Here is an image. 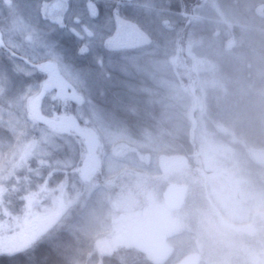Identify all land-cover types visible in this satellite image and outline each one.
<instances>
[{
  "label": "rangeland",
  "instance_id": "374dc122",
  "mask_svg": "<svg viewBox=\"0 0 264 264\" xmlns=\"http://www.w3.org/2000/svg\"><path fill=\"white\" fill-rule=\"evenodd\" d=\"M123 1L136 3L102 15L99 0H0V254L31 257L49 245L72 264H264V201L252 196L264 187V109L260 100L239 109L231 103L261 79L264 35L253 30L264 28L257 14L264 8L253 10L250 0L194 6L180 44L183 89L164 69L182 37L178 6L175 16L163 0ZM142 39L152 44L146 54L114 50ZM233 46L231 56L255 54L247 58L255 75L237 88L224 53ZM5 47L34 63H57L83 102L62 76L48 81V71ZM47 83V102L31 110L30 97ZM247 108L244 119L230 118ZM200 143L230 161L239 190L217 206L211 228L210 210L193 195L202 167L193 144ZM48 167L54 172L45 183ZM180 190L181 201L169 206L167 194ZM74 209L81 214L73 222Z\"/></svg>",
  "mask_w": 264,
  "mask_h": 264
},
{
  "label": "trees",
  "instance_id": "16d2710c",
  "mask_svg": "<svg viewBox=\"0 0 264 264\" xmlns=\"http://www.w3.org/2000/svg\"><path fill=\"white\" fill-rule=\"evenodd\" d=\"M250 1H251V3H250L251 7L253 8V10H256L255 8L258 6L264 8V0H250ZM100 2L104 3L105 5L104 4L100 5L101 4ZM167 2H168V0H163V5L165 6V8H164V6L161 8L165 9V11H167L171 15L178 16V15H176V9L172 8L174 5L178 6L180 18L178 20L176 18V20H177L176 25L179 26V30H177V31L180 32L182 37H180L178 41L176 40V42H174V44L176 45L175 47H177L176 53H174L173 58H171V59L166 58L168 63L166 62V66H164V69H166L169 72V75H171V77L178 78L181 80V85H182L183 89H188L187 83H186V85H184L185 83H183L184 79H183V75L181 72L182 68L179 67V62H180V60H182L181 59V53H180V50L182 47L180 44L184 40V34L188 29L189 21L194 18V14H192L193 7L200 4L201 0H171V2L170 1H169V3H167ZM232 2L236 3L235 0ZM135 3H136V1H130L129 3H127V1H123V0H121V1L120 0H118V1L117 0H107V1L99 0V3L97 4V8L99 10V13H101L102 15L103 14L108 15L109 13H115L116 10L118 12L119 6H122V5L125 7L127 5L133 6ZM160 3H161V1H160ZM252 3H255L254 6L252 5ZM257 14H260L261 17H264V12H258ZM255 15H256V12H254V17H255ZM256 17H259V16L257 15ZM120 25L121 24L119 23V26ZM253 31L258 33L259 35H264V28L263 27L261 28V26L255 30H253ZM115 35H118V33L116 32ZM140 37H145V36H143L141 34ZM111 39L113 40L114 38L111 37ZM180 40H181V42H180ZM112 43H114V41H112ZM178 43H179V45H178ZM116 44H117L116 45L117 48L114 50H117L119 53H121V52L128 53L129 49L133 48V50H135V52H138V53H136V55H139V52L141 54L142 53L146 54L147 51H144L143 49H145L147 47H152V44L149 43L148 40H144V39H142L139 43H133L132 41H130V42L126 41V42H120V43H116ZM5 48L9 54L14 55L15 57L19 58L20 61H23L24 63H26L30 67H32V68L37 67V68L44 70L46 72L48 71L49 75L47 77L49 79H51L48 81H53V79L55 80L56 77L62 76L64 83L67 85V87L64 85V87H66V90L70 89V94H72V96L76 99V101H78L79 103L83 102L82 95H78L79 93H78V90H77L76 86L74 85V83H72L71 81H69L65 77H63L62 73H60V71H59L57 63H55L54 61H51L50 59L46 60V61H39V62L34 63V62L29 61L26 58L21 57L20 55L16 54L15 52L14 53L11 52V50H9L7 47H5ZM235 48L236 47H234V46L231 49L227 48L226 52L224 51V53H226V55H229L228 50L234 52ZM120 49H122L124 51L120 52ZM129 53H131V52H129ZM249 53L250 54L252 53V54L250 55ZM233 55H235V54H233ZM245 55H246V57H245ZM253 55H255L254 50H250V49H249V51H243L242 54L238 53L235 56L229 55V56H231L230 57L231 59L228 58L227 63H228V66L229 65L233 66V70H232L231 75L233 76L232 85L235 86V88H237L236 85H237V82L239 80L247 79V81H249L250 77H253L252 75H255V73L252 72V69H253L252 66L253 65H251L247 60L248 57H252ZM126 59L127 58L125 57V60ZM225 61L226 60H224V62ZM49 64L51 65V67L47 68V66ZM258 75L261 76V79L259 81V84L256 83V85H255L256 88L254 90L251 89L249 91H244L242 95H246V98L243 97V100L240 99L241 101H237L234 98H232L231 103L233 102V104L239 105L240 103H244L247 101L248 102L247 105H249V102H257L258 100H260V101H262L261 105L258 106V104H257L256 106L264 109V95L261 97H260V95H258V92L261 90V87L264 86V70L262 69V67H261V71ZM239 87H241V85ZM235 90H237V89H235ZM231 93H230L231 96L234 93L233 97H237V94H235V92H231ZM192 94H191V96L195 99V95L194 94L192 95ZM30 98L32 100L29 104V107L31 108V110H33L34 105L37 104L40 106V105H42V103L44 104L47 102L46 98H43L42 96H35V94L32 95ZM241 105H245V104H240L238 106V109ZM254 110H257V109H254ZM258 110H259V108H258ZM247 111H250V109L249 108H247V110L242 109L241 113H240V111H234L232 113V115H230V118L235 119V121H236V118H237V120L244 119V117L242 116V113L245 116V112H247ZM33 114H32V116H34ZM262 118L264 119V116ZM262 118H260V119H262ZM248 119H249V121L251 120V118H248ZM263 119H262V122H259L262 124V126L264 125ZM250 122H254V120H252ZM65 135L67 137L71 138V135H69L67 133H65ZM72 138H74V137H72ZM53 169L54 168L48 167L47 170L44 171V174L41 175V180L43 179V181H45V183H46L47 179L50 180L52 177V172H54ZM41 173H43V172H41ZM19 190H20V192H18V193L20 194V197H21V195L22 196L25 195L26 192L23 190V186H20ZM21 199H22V197H21ZM21 203H22V201H21ZM24 203L25 202H24V197H23V203H22L23 206L26 205V203L25 204ZM5 208L7 210L9 209L8 210L9 212L12 210L11 206L9 207L6 205ZM74 211H75V209H74ZM80 214L81 213L76 209L75 214L71 217V220L73 222L75 220L78 221ZM64 217L66 218V214ZM57 224H58V222H57ZM247 225H249L251 228L253 227V225H250V224H247ZM249 226H247V227H249ZM243 239H244L243 240L244 245L248 248V250L252 253V255H254L258 251L256 249L257 247L252 245V242H250L248 240L247 236L246 237L243 236ZM52 248L53 247L49 246V245L48 246L47 245H40L39 247L37 246V247L33 248V251H31V253H32L31 257L28 256V254H27L28 252L25 253L24 251L23 252H13L12 254L1 253L0 254V264H72V262L70 260L65 258L60 253H58L56 250L54 251ZM37 256H38L39 260L37 259ZM34 258H36V259H34ZM164 260H165V258L162 259L161 262H158L156 264H168L169 263L168 260L167 261H164Z\"/></svg>",
  "mask_w": 264,
  "mask_h": 264
},
{
  "label": "clouds",
  "instance_id": "9594fccd",
  "mask_svg": "<svg viewBox=\"0 0 264 264\" xmlns=\"http://www.w3.org/2000/svg\"><path fill=\"white\" fill-rule=\"evenodd\" d=\"M193 155L197 158V164L202 165L195 169L197 175L193 182V195L210 210L206 220L211 228L212 213L218 214L217 206L226 207L235 201L239 190L231 172L230 161L213 154L204 143L193 144ZM252 196L264 201V187L254 191Z\"/></svg>",
  "mask_w": 264,
  "mask_h": 264
},
{
  "label": "water",
  "instance_id": "95a60500",
  "mask_svg": "<svg viewBox=\"0 0 264 264\" xmlns=\"http://www.w3.org/2000/svg\"><path fill=\"white\" fill-rule=\"evenodd\" d=\"M49 85H47L46 87H48ZM168 197V204L169 206H175L177 205L182 198V191H174V192H170L167 194Z\"/></svg>",
  "mask_w": 264,
  "mask_h": 264
},
{
  "label": "flooded vegetation",
  "instance_id": "af4514ba",
  "mask_svg": "<svg viewBox=\"0 0 264 264\" xmlns=\"http://www.w3.org/2000/svg\"><path fill=\"white\" fill-rule=\"evenodd\" d=\"M66 4L69 2V0H65ZM48 67V66H47ZM46 85H49L48 87H41V89H39L37 91V93L35 94V96H42L43 98H46L47 99V94L50 90L49 87H51V85L49 83H47Z\"/></svg>",
  "mask_w": 264,
  "mask_h": 264
}]
</instances>
